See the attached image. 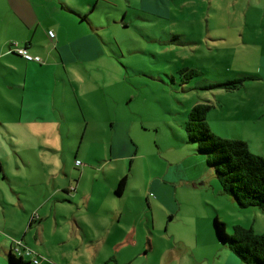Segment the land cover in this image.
<instances>
[{"label":"rangeland","instance_id":"rangeland-1","mask_svg":"<svg viewBox=\"0 0 264 264\" xmlns=\"http://www.w3.org/2000/svg\"><path fill=\"white\" fill-rule=\"evenodd\" d=\"M0 2L4 13L5 0ZM38 4L44 28L52 30L53 38L59 35L64 59L74 61L45 68L55 62L57 52L51 46L57 40L45 32L52 41L46 40L40 31L36 34L40 48L51 47L55 53L44 52L41 62H34L40 67L33 70L17 58V74L0 77L1 241L14 238L8 235L12 225L24 223L30 213H38L42 219L35 225L41 224L44 210L36 208L46 196V180L50 177L51 192L61 188L63 168L69 173L81 170L75 166L76 154L83 164L100 166L99 159L110 157L108 148L115 135L129 140L134 150L139 148L134 165L128 163L133 170L130 190L142 191L154 180V187L174 193L176 185L164 178L180 181L176 163L190 157L203 161L210 171L204 180L192 183L190 192L179 190L190 196L170 232L177 238H189L193 232L184 246L198 261L187 264H221L231 253L216 235L218 216L207 218L217 212L230 235L237 225L263 234L264 210L242 209L232 196L219 195L215 170L207 166L197 144L188 140L185 125L197 104L208 103L213 106L209 117L217 134L229 139L245 136L264 156V0H40ZM62 4L84 13L77 17L79 13ZM11 26L12 35L21 38L19 26ZM87 31L93 33L102 55L90 57L89 50L80 48ZM66 46L72 56L65 52ZM12 79L16 85L7 90ZM239 79H246L240 90L207 89ZM129 205L134 206L131 201ZM61 232L53 219L43 233L46 244L34 247L36 233L29 235L33 246L28 247L39 262L152 264L137 253L119 262L106 259L104 249L94 255L93 244L85 249L87 244L67 240Z\"/></svg>","mask_w":264,"mask_h":264},{"label":"crops","instance_id":"crops-1","mask_svg":"<svg viewBox=\"0 0 264 264\" xmlns=\"http://www.w3.org/2000/svg\"><path fill=\"white\" fill-rule=\"evenodd\" d=\"M39 1L5 0L6 10L4 13L2 12L3 5L0 2V77L17 74V58H21L20 62L26 65L28 69L33 70L40 67L34 62H29L23 57L9 52L10 43L13 42L26 47L30 55L38 58L43 57L44 52H48L46 56L53 55L55 51L51 52V47H54L57 55L54 54L53 56L56 59L53 65L45 66L47 69L56 67L55 64L60 67L74 61L72 57L68 60L64 59V48L59 35H55L52 40H57V42H52L53 45L48 47L46 51L40 48L36 34L42 31L46 40L50 41L49 32L52 30L43 26L40 18L43 9L38 4ZM62 5L64 9L66 8L75 15L79 13L76 15L77 17H81L84 13L76 8L73 10L65 4ZM12 23L16 28L17 25L19 26L23 35L21 38H15L12 35ZM121 23L125 25L126 22L123 20ZM45 32L49 37H46ZM97 44L93 33L88 32V36L81 42L80 48L85 51L89 50L88 56L96 57L103 54L101 49L100 52H97ZM65 52L68 56H72L67 46ZM75 52L79 53L78 50ZM8 83L13 86H8L7 90L13 89L16 85L14 79ZM210 121L208 115V123L212 131L217 134ZM112 127H114L113 124ZM242 138L231 139L248 142L253 153L264 157L261 155L260 151L263 150L260 147L253 145L250 140L245 139V136ZM133 148V145L125 137L116 138L115 135L108 148L110 157L106 160L99 159L100 166L83 164L79 154H76L75 166L81 170H78L77 173L74 169L72 173H69L66 171V167L63 168L60 176L65 180V183L61 188H56L55 192L48 190L49 177L45 182L47 184L46 196L36 208L44 210L43 217L45 220L41 224L35 225V222H40L42 218L40 219L38 213H30L24 223L12 225V234L8 235H13L14 238H11L9 242L5 239L1 241L0 237V264H7L6 262L9 264H34L30 257L20 256L14 252L15 242H21L25 247L33 246L28 237L35 231L34 247L40 245V242L46 244L43 233L48 222L53 219L55 229H61L66 234L65 239L87 244L84 245L85 249L89 243L93 244L95 253L94 251L92 253L94 255L101 253L104 249V256L109 260L114 259L115 261L116 259L119 262L123 258L129 259L133 253H137L139 258L143 256L144 260L152 261V264H187L190 260L198 261L193 257V250L184 246L192 238L193 232L189 238H177L176 235L171 234L170 229L174 227L172 222L182 213V204L187 202L188 196H190V194H179V190L190 192L192 183L196 184L198 181L204 180L210 171L203 161L196 157H190L176 163L177 173H180L182 177L180 181L172 182L171 176L164 178L176 185L174 193L161 187H154V180L145 183L142 191L130 190L129 178L133 171L130 166L134 165L139 151V148L136 150ZM78 161L81 162V165L77 164ZM129 162L130 166H128ZM126 168L130 171L128 174L125 172ZM168 171L170 172V169ZM213 191L214 193L217 192L216 188ZM218 192L219 195L224 196L221 190ZM150 196L154 199H151ZM144 197L148 202V209L142 210ZM129 201L134 206H130ZM19 205L22 209L25 208L21 197ZM132 215L134 216L133 219H131ZM213 216L219 218L220 214L217 212L207 216V218L211 220ZM47 260L39 264H48L49 261ZM206 262L207 259L205 258ZM124 263L130 264L131 262ZM221 264L243 263L231 251L223 258Z\"/></svg>","mask_w":264,"mask_h":264},{"label":"trees","instance_id":"trees-1","mask_svg":"<svg viewBox=\"0 0 264 264\" xmlns=\"http://www.w3.org/2000/svg\"><path fill=\"white\" fill-rule=\"evenodd\" d=\"M9 52L29 62H41L17 42L10 43ZM245 80L217 83L207 89L240 90ZM212 108L208 103H199L193 108L185 125L188 140L197 144L199 153L207 159V166L215 170L224 194L232 196L242 209L259 207L264 210V157L253 153L246 141L227 139L214 133L208 123ZM214 229L219 241L229 246L243 264H264V233L257 234L252 228L237 225L230 235L226 224L218 217L214 218Z\"/></svg>","mask_w":264,"mask_h":264},{"label":"built area","instance_id":"built-area-1","mask_svg":"<svg viewBox=\"0 0 264 264\" xmlns=\"http://www.w3.org/2000/svg\"><path fill=\"white\" fill-rule=\"evenodd\" d=\"M49 35L51 38L54 37V34L52 32H49ZM24 52L25 51H23V50H19V53H24ZM77 164L81 165V162L78 161ZM14 252L20 256L30 257L33 260L34 264L40 263L38 258H37L38 257L37 254L33 250H31L30 248L23 246V244L21 242H18V241L15 242Z\"/></svg>","mask_w":264,"mask_h":264}]
</instances>
